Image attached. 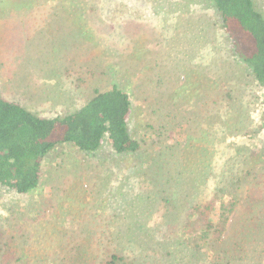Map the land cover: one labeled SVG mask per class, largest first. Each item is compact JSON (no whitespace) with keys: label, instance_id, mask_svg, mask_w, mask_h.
Returning a JSON list of instances; mask_svg holds the SVG:
<instances>
[{"label":"rangeland","instance_id":"1","mask_svg":"<svg viewBox=\"0 0 264 264\" xmlns=\"http://www.w3.org/2000/svg\"><path fill=\"white\" fill-rule=\"evenodd\" d=\"M256 1L264 10V0ZM95 14L104 17L92 25L98 39L87 42L79 61L68 59V70L63 60L58 76L48 62L38 61L37 41L28 47L19 26L0 24V90L36 112L53 115L74 111L96 90L118 83L132 95L130 128L142 151L136 156L117 155L105 142L88 154L63 145L47 156L37 189L19 194L0 187V264H99L106 248L98 241L113 217L106 218L112 214L106 208L110 196L150 216L148 231L159 234L165 215L159 208L161 200L155 199L168 182L169 154L183 147L189 133L188 146L193 148L183 155L184 164L208 162L213 148L206 140L207 121L212 122L216 137L228 129L225 121L238 124L227 140L246 148L243 155L234 149L228 154V160L237 163L236 170L244 169L247 177L241 192L255 178L252 186L264 187V88L233 56L211 2L112 0L102 14L98 10ZM47 41L38 40L43 48L48 47ZM26 57L31 58L30 65L24 63ZM72 63L77 64L72 67ZM195 68L201 69L194 72ZM159 71L170 84H164ZM159 78L163 80L157 83ZM218 115L224 118L223 129L215 120ZM147 171L159 182L154 199H145L144 194L138 199L137 194L116 189L130 184L132 191L146 190V183L140 181ZM144 247L151 254L156 251L150 238ZM143 256L151 260L146 252Z\"/></svg>","mask_w":264,"mask_h":264},{"label":"trees","instance_id":"2","mask_svg":"<svg viewBox=\"0 0 264 264\" xmlns=\"http://www.w3.org/2000/svg\"><path fill=\"white\" fill-rule=\"evenodd\" d=\"M111 1L0 0V24L19 26L28 47L37 41L36 46L40 47H35L34 54L38 61L48 62L52 74L58 76L63 60L68 70L71 66L67 64L68 59L79 61L87 42L98 39L92 25L104 17L95 13L98 10L102 14L103 7H108ZM209 1L219 15V28L228 37L233 56L241 59L256 85L264 88V10L256 0ZM38 21L41 24H37ZM41 37L49 41L48 47L39 44ZM26 45L24 43V47ZM29 53L27 48V55ZM26 58L24 63L30 65L31 58ZM76 64L72 63V67ZM198 69L201 68L193 71ZM157 75L164 78L160 71ZM180 78L181 75L177 80ZM164 80V84H170ZM31 84H35L34 81ZM192 93L189 90L188 98ZM131 96L128 88L114 83L96 90L80 108L50 115L36 112L0 90V187L19 194L37 189L47 156L67 144L94 154L108 142L117 155L139 154L142 143L130 128L134 110ZM218 117L215 120L223 129L224 118ZM203 120L206 122L207 118ZM206 123L205 130H210L206 140L213 148L208 162L184 164L183 155L193 148V144L188 146L192 138L189 133L183 147L169 154L172 163L166 170L168 182L155 199L161 200L159 208L165 215L159 234L148 231L150 216L141 215L134 204L121 203V198L110 196L106 208H110L112 214L106 218L113 217L110 228L106 225L98 241L106 248V256L99 264H264V187L257 183L253 187L255 178L241 192L247 177L243 176L244 169L236 170L237 163L228 160V154L234 149L243 155L246 148L227 140L234 136V129H239L238 124L225 121V125L228 123L232 128L227 124L223 136L216 137L212 122ZM261 125L264 128V118ZM140 169L144 170L142 166ZM162 169H165L163 165ZM150 176L149 171L141 176L140 182H145L147 187L144 192L132 191L130 184L126 188L117 185L116 189L120 187L121 192L137 194L138 199L143 194L145 199L153 198L159 182ZM257 194L261 196L256 197ZM114 226L117 227L111 228ZM148 238L155 244L156 251L152 254L144 247ZM143 252L152 261L143 256ZM81 254L80 249L77 258Z\"/></svg>","mask_w":264,"mask_h":264}]
</instances>
